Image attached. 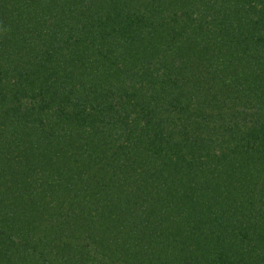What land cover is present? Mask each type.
<instances>
[{"label":"trees","instance_id":"obj_1","mask_svg":"<svg viewBox=\"0 0 264 264\" xmlns=\"http://www.w3.org/2000/svg\"><path fill=\"white\" fill-rule=\"evenodd\" d=\"M0 264H264V0H0Z\"/></svg>","mask_w":264,"mask_h":264}]
</instances>
